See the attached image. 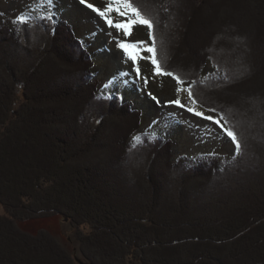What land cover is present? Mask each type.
Returning a JSON list of instances; mask_svg holds the SVG:
<instances>
[{
    "label": "trees",
    "instance_id": "obj_1",
    "mask_svg": "<svg viewBox=\"0 0 264 264\" xmlns=\"http://www.w3.org/2000/svg\"><path fill=\"white\" fill-rule=\"evenodd\" d=\"M141 1L145 6L130 3L152 23L160 71L184 83L191 100L233 132L239 153L174 156L177 142L141 131L132 102L121 105L99 91L92 55L72 23L43 19L47 13L24 24L0 19V203L14 218L0 216V235L15 230L32 238L31 250L39 251L36 241L52 245L56 264H77L52 236L17 222L58 215L73 226L87 264H264V29L246 20L230 25L235 15L219 0ZM247 1L264 9V0ZM204 21L213 27L212 43L223 54L231 43L230 53L221 61L196 54L181 69L165 38L176 36L180 46L182 29ZM248 40L258 45L249 57L256 66L248 62L237 75L234 48L250 50ZM254 73L261 77L247 96H220ZM238 178L249 179L244 185ZM25 248L9 261L0 255V264H34Z\"/></svg>",
    "mask_w": 264,
    "mask_h": 264
},
{
    "label": "rangeland",
    "instance_id": "obj_2",
    "mask_svg": "<svg viewBox=\"0 0 264 264\" xmlns=\"http://www.w3.org/2000/svg\"><path fill=\"white\" fill-rule=\"evenodd\" d=\"M137 1L143 4L142 1ZM219 1L227 9L232 11L231 15H235L236 20L234 21L231 18L232 22H230V25L236 24L238 21L241 24H245L244 22L246 20V22L251 24L253 29L256 27L257 29H264V9H255L253 7L254 5L247 0L242 1L243 4L246 3L245 5L241 3L240 6L237 4L238 0ZM87 2L103 10L109 0H87ZM234 4L236 6H233ZM143 6L145 5L143 4ZM113 7H120V5L113 0ZM180 7L182 8V5L178 4V8ZM122 10L127 11L126 9ZM204 10L208 13L212 8L206 6ZM53 12L55 16L65 19L75 26L76 35L84 41L90 50L94 61V78L99 85V91L104 94L114 95L121 105L132 102L130 108L138 111L141 117V131L160 135L165 140L170 138L175 140L177 144L171 150L174 156L184 155L192 160L201 154H218L221 157L227 158L234 154L235 146L231 137L227 135V129L221 121L215 115L199 107L191 100L184 83L175 80L172 76L166 75L161 71H156L158 66L157 64L153 65V54L148 51L151 44L147 25L140 23L129 25V35L125 36L123 29L109 27L103 18L84 5H81L79 0H54ZM38 13H47V10L42 6L40 0H0V19H4L11 25L17 21V17H30ZM108 17L114 23H124L128 20L136 19L131 12H128L127 15H120L118 12L112 11L108 13ZM206 18L208 20L209 16L206 15ZM183 25L185 27V23ZM244 31L241 32L240 39L243 38V35H248ZM181 32L183 43L180 46H177L179 45V39L176 36L173 35L177 42H173L174 40L172 41L169 36L165 38V45L168 46L172 51L171 54L174 55L173 62L182 65L181 69L189 65L191 66L196 54L204 57L216 56L219 60L228 57L226 52L231 50V43L229 46L224 45L226 50L223 54V51L215 43H212V40H215L216 37L211 39L213 27L210 26L209 22L204 21L202 24H199V22L197 24L194 23L193 30L188 31L182 29ZM203 39L204 41L206 40L204 47L201 45ZM117 41L128 45H136V47L128 48V55L126 56L123 49L117 48ZM252 41L248 40V45L250 44L251 49H246L245 54L242 52V49L240 50L238 47L237 49L234 48V53L237 52L240 54L238 61L241 66L237 75L246 72L248 62L256 66V62H251L249 58L251 55H254L253 50L258 52L255 49L258 45H255ZM182 53L186 54V56ZM129 56L131 58H128ZM137 68L139 72L136 71ZM251 71V69H248L247 74ZM183 73L186 74L187 72L183 71ZM44 74H49V72H44ZM260 77V74H251V77L242 81L241 85L232 86L230 89L228 88L229 90H224L220 96L228 100H230V96L232 100V97L241 99L250 92L248 86L256 84L253 83V80L256 81ZM242 85H247L246 89L242 87V90ZM153 97L156 99L153 100ZM176 100L180 101L179 105L169 103ZM83 102L86 101L83 100ZM189 109H192V111H189ZM196 113H201V115H196ZM209 116L212 117L211 120L207 119ZM217 120L219 124L214 123ZM254 170L259 174V169ZM261 177L264 178L263 176ZM248 179L247 181H242L241 178H238L234 182L246 185ZM202 191H206L205 193L208 194H212L213 192L212 190ZM192 195L193 191L191 192ZM162 200H167V198L164 196L160 199V201ZM164 204H166L165 201ZM0 216L5 221L14 220L1 203ZM167 216L170 218V214H167ZM166 220L168 219L166 218ZM17 222L20 228L31 234L42 231L52 236L63 249L76 257L77 264L89 263L82 256L80 243L75 238L74 228L67 218L63 220L60 216L54 215ZM224 223L222 222V224ZM6 229L10 228L6 226ZM12 237L15 239H12ZM30 239L32 238L17 234L15 230H12L10 237L6 234L0 235L1 241H9V243L8 241L4 243L5 246L0 243V255L6 261H9L11 256H16L17 252H20L21 247H26L25 249H27L28 253L24 255H29V259H33L34 264L37 261L38 263H43L44 261H51L52 264L57 263L52 257L55 256L54 249L50 247L52 245L46 243L42 246L39 241H36L35 245L39 248L37 249L39 251L36 252L35 250H31L34 249L33 247L28 246Z\"/></svg>",
    "mask_w": 264,
    "mask_h": 264
},
{
    "label": "snow or ice",
    "instance_id": "obj_3",
    "mask_svg": "<svg viewBox=\"0 0 264 264\" xmlns=\"http://www.w3.org/2000/svg\"><path fill=\"white\" fill-rule=\"evenodd\" d=\"M40 3L47 10V15L45 17H43V19H48V20L53 19V16H54V12H53L54 0H40ZM79 3L81 5H84L88 9H90L92 12H95L101 18H103L105 20V23L109 27H115L116 29H123V32H124L125 36L129 35V25H131L133 23L144 24V25H147V27L149 29L152 28V23L149 20H147V19H145V18H143L141 16V14L137 10V8L133 7V5L130 3V0H115V3L120 5V7H116V8L113 7V0H109V2L106 4V6H105V8L103 10H101L100 8L95 7L91 3H88L87 0H79ZM122 9H126L127 11H123ZM112 11H116L120 15H127L128 12H131L136 17V19L128 20L127 22H124V23H114L108 17V13H110ZM27 20H28V17H25V16L17 17V22L20 23V24L26 23ZM150 35H151V33H150ZM116 46H117V48L123 49L125 51V55L126 56L128 55V53H127L128 48L136 47V45H128V44L122 43L120 41L116 42ZM148 51L149 52H153V48H148ZM128 58H131V57L129 56ZM152 63H153V65L157 64V61H156L155 58L152 59ZM136 71L139 72V69L137 68ZM156 71L159 72L160 68L157 67ZM167 74L168 75H172V73H167ZM152 99L155 100L156 98L153 97ZM169 103H175V104L179 105L180 101L176 100V101H171ZM189 111H192V109H189ZM196 115H201V113H196ZM207 119L211 120L212 117L209 116V117H207ZM214 123L219 124V121L218 120L214 121ZM227 135L229 137H231L232 142L235 145L236 152L239 153L241 146H240L239 142L237 141L236 136L233 134V132L231 130H227ZM140 140H141V137H139V136L133 137V141H135V142H138Z\"/></svg>",
    "mask_w": 264,
    "mask_h": 264
},
{
    "label": "water",
    "instance_id": "obj_4",
    "mask_svg": "<svg viewBox=\"0 0 264 264\" xmlns=\"http://www.w3.org/2000/svg\"><path fill=\"white\" fill-rule=\"evenodd\" d=\"M82 264H84V263H82Z\"/></svg>",
    "mask_w": 264,
    "mask_h": 264
}]
</instances>
